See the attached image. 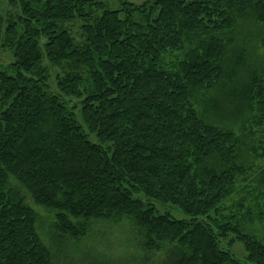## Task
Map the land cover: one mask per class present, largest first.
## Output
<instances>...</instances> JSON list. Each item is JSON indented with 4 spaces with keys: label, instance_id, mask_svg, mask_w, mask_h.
I'll list each match as a JSON object with an SVG mask.
<instances>
[{
    "label": "trees",
    "instance_id": "trees-1",
    "mask_svg": "<svg viewBox=\"0 0 264 264\" xmlns=\"http://www.w3.org/2000/svg\"><path fill=\"white\" fill-rule=\"evenodd\" d=\"M112 1L117 9L6 0L15 14L0 12V50L12 56L0 64V264H58L31 200L51 211L60 243L126 217L145 254L164 250L165 264H264V241L223 214L247 173L240 150L264 158V76L241 46L227 53L247 21L262 34L264 0ZM241 68L245 92L219 87L213 109L226 123L249 119L235 130L203 120L198 94ZM139 194L189 218L155 214ZM228 236L243 244L244 262L222 249Z\"/></svg>",
    "mask_w": 264,
    "mask_h": 264
},
{
    "label": "rangeland",
    "instance_id": "rangeland-1",
    "mask_svg": "<svg viewBox=\"0 0 264 264\" xmlns=\"http://www.w3.org/2000/svg\"><path fill=\"white\" fill-rule=\"evenodd\" d=\"M133 4H141L145 0H128ZM108 7L112 10L117 9L118 5L112 0H107ZM0 12L4 17L9 14H15V11L9 8L6 0L0 5ZM251 21L247 24H242L241 32L236 36L234 45L229 48L228 54L233 51L236 53L241 46L245 51V61L247 67H256L258 74L264 76V29L261 30L256 23L251 26ZM67 27L71 29L74 38L79 40L78 22L68 23ZM241 33L240 37L238 36ZM248 43V45H246ZM241 44L246 46L243 47ZM230 56V55H229ZM12 62V56L9 51L0 50V64L7 65ZM252 65V67H251ZM230 71V70H229ZM242 68L235 71V75L228 74L227 78L221 81L218 86L214 87L208 92H201L195 99L194 109L198 115L205 121L213 124L221 129L232 128L235 130L233 123H236V128H239L242 122L249 119L250 115L239 117V119L232 122L221 121L220 114H216L213 109V102L218 98L219 87L224 86L225 89L237 90L242 96L245 92V87L249 86L251 79L249 74L246 75ZM58 73L57 70L50 71V90L57 94V88L54 78ZM238 93H235L236 98H241ZM77 103L76 100L71 99L69 104ZM224 125V126H223ZM255 131L259 129L254 122L247 124ZM88 139L95 142L94 136L89 134ZM239 164L246 168L247 173L240 177L235 184L236 192L230 196L226 201L223 214L226 216L235 217L234 220L241 226L244 232L255 236L264 241V158L254 157L251 154L240 150ZM134 198L141 199L148 202L155 211V214H168L171 218L176 220H187L189 217L176 205L170 203H162L154 200L146 199L142 194L134 195ZM38 215L37 231L46 244H51L54 241V253L58 264H165L166 253L155 252L151 255L145 254L141 248L143 242L137 228L126 217H122L117 221H94L89 223V230L85 237L78 241H69L60 243L59 240L52 236L55 234L53 227V214L42 206H37L33 201L27 202ZM233 220V222H234ZM231 241L228 236L221 242V247L225 251L230 252L233 257L239 261L244 262L246 252L244 246L237 241ZM168 259L171 257L168 254Z\"/></svg>",
    "mask_w": 264,
    "mask_h": 264
}]
</instances>
